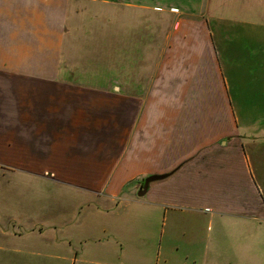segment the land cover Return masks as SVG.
Instances as JSON below:
<instances>
[{"label": "crops", "instance_id": "crops-1", "mask_svg": "<svg viewBox=\"0 0 264 264\" xmlns=\"http://www.w3.org/2000/svg\"><path fill=\"white\" fill-rule=\"evenodd\" d=\"M196 1L193 16L198 20L185 8L165 42L161 66L166 87H135L137 96L149 97L143 103L139 97L132 121L120 122L116 134L100 140L85 132L88 126L93 131V119L76 117L84 102L65 97L76 88L61 80L66 76L61 62L68 0H0V72L56 86L27 90L32 96L20 105L17 118L11 110L19 105L2 107L8 118L0 120V127L5 126L0 168L61 179L76 186L75 191L112 202L134 203L147 196L148 219L163 217L162 236L169 211H176L183 214L172 217L182 227L179 237L195 240L185 243L171 235L177 251L168 250L171 258H163L165 250L156 238L150 243L156 249H150L147 237L107 231L108 238L98 242L109 246L95 249L86 248L91 239L79 234L63 241L75 254L73 264H173L177 256L186 264H264V251L255 246H263L264 240V0ZM84 91L110 95L96 88ZM49 94H58L57 101L47 103ZM120 97L125 111L126 96ZM50 136L54 140L47 150ZM94 153L101 154L100 161H94ZM91 175L104 177L92 183L75 177ZM154 175L168 177L151 183L139 197L143 184L138 181ZM14 219L0 225V264H45L40 261L46 256L47 240H40L45 235L26 224H39L38 215ZM185 221L207 222L209 228L219 224L218 232L196 245L194 234L202 231H187ZM74 243L81 248L72 250ZM16 244L31 245L32 251ZM98 252L101 257L94 258Z\"/></svg>", "mask_w": 264, "mask_h": 264}, {"label": "rangeland", "instance_id": "rangeland-1", "mask_svg": "<svg viewBox=\"0 0 264 264\" xmlns=\"http://www.w3.org/2000/svg\"><path fill=\"white\" fill-rule=\"evenodd\" d=\"M188 1L193 2V4L189 3L188 5ZM68 2L61 62V71L65 72L66 76L61 80L70 82V86L76 89L66 92L65 97L71 95L84 102L79 106L76 117L77 119H93L94 129L91 131L88 126V130L83 131L93 132V135L99 138L109 133L116 134L120 122L127 124L126 121L133 120L134 105L139 103V97L142 98L141 103L149 97L148 94L137 96L135 87L141 86L147 89L166 87L164 70L161 66L165 42L183 18L182 10L186 8L190 11V17L193 16L194 12L197 13V1L68 0ZM193 7L195 8L193 9ZM56 14H59V11H56ZM186 17H188L187 14ZM192 19L198 20L197 14ZM44 86L56 87L28 82L0 72V120L8 118V112L2 110L3 106L15 109L14 106L19 105L16 107L19 109L20 105L28 103L32 96L27 90L33 91V88L39 89ZM85 88L108 91L110 95L96 91L94 94H90V92L84 91ZM123 88L126 89L125 92H123ZM14 89L19 93H16ZM57 95H47V103L57 101V97H59ZM121 95L126 96L128 105L125 107V111L122 106H119L123 102L125 104V99L120 97ZM11 111L16 113V116L12 114V118H17L18 113L22 114L21 109ZM24 115L27 116L28 113ZM239 116L241 117L240 113ZM4 130L5 126L3 125L0 127V131L3 132ZM114 130L116 131L114 132ZM4 134L1 133V136ZM53 140L54 138L46 137L47 142L44 146L47 150L51 147ZM94 154L98 156V158H94V161H100L99 155L101 154ZM75 177L86 178L91 182L97 179L101 180L104 176ZM146 179H140L138 182L144 185L143 182ZM74 188L77 187L61 179L57 180L49 178V176L43 179L34 178L7 168L3 170L0 168V225L6 227L9 218L20 220L28 216L38 215L39 224L34 222H30V224L26 222V224H28V229L34 226L45 235L44 238H40V240H47L43 250L46 256L40 260L45 264H73L71 259L75 254L72 251H67L70 249V245L63 243V241L70 236L79 234L90 237L91 242L86 244V248L88 246L95 249L109 246L98 242L108 238L107 231L126 232L127 237H141L143 239L147 237L146 245H149L150 249H156L150 244L156 238L157 246L163 247L165 250L163 258H171L167 256L168 250L174 252L177 248L176 240L170 239L171 235L178 237L185 243L195 241L189 240L188 236L186 239H183L182 236L179 237L182 233V227H178L180 223L172 222V217L183 214L176 211H169L166 233L162 236L163 222L159 220L163 217H158L157 223L148 219L147 196L134 203H129L127 200L112 202L106 198L93 196L90 192L75 191ZM124 197L128 198L127 196ZM25 201H28L29 204L33 203V207L29 209L24 207ZM34 205H38V208ZM135 217L137 220L132 221V218ZM149 222L156 224L151 225ZM190 222L185 221L187 231L194 228L202 231V235L194 234L198 237L195 238L198 242L196 245H204L209 242L208 237L213 238L218 232L219 224L209 228L207 222L205 223L206 226L205 224L197 225V222ZM225 226L227 230L231 229V224L227 223ZM223 229L225 228L223 227ZM17 232L22 233L20 230ZM227 233L230 232L227 231ZM130 241L139 243L134 239H130ZM181 246L184 247L183 244ZM255 246L264 251V240L263 246ZM14 247L32 251L31 245L29 248H22L17 244ZM75 247L81 248L74 243L72 250ZM25 254L27 253L25 252ZM101 255L98 252L94 258H100ZM20 256L25 259H32L28 255ZM50 256L52 257L50 258ZM56 256L67 257L69 260H58ZM104 257L106 255L102 258ZM180 259L183 257L177 256L172 263L186 264Z\"/></svg>", "mask_w": 264, "mask_h": 264}, {"label": "water", "instance_id": "water-1", "mask_svg": "<svg viewBox=\"0 0 264 264\" xmlns=\"http://www.w3.org/2000/svg\"><path fill=\"white\" fill-rule=\"evenodd\" d=\"M167 177H168L167 175H154V176L148 177L144 181V185L139 192V197H144L148 193L149 186L151 183L156 182V181H161Z\"/></svg>", "mask_w": 264, "mask_h": 264}]
</instances>
